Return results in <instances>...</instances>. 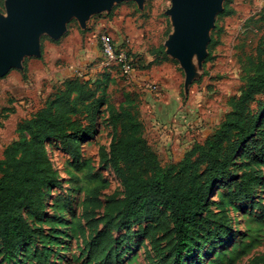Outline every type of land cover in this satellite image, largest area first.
Wrapping results in <instances>:
<instances>
[{"label": "rangeland", "instance_id": "1", "mask_svg": "<svg viewBox=\"0 0 264 264\" xmlns=\"http://www.w3.org/2000/svg\"><path fill=\"white\" fill-rule=\"evenodd\" d=\"M5 1L0 0V15H5ZM170 9L171 0H144L140 7L134 1H124L109 13L90 16L83 29L73 17L57 40L40 35L39 56L25 57L20 69L0 77V159L4 149L16 140L18 125L31 119L67 79L82 76L93 88L104 90L115 107L123 102L124 93H133L116 69L104 65L96 39L102 33L131 53L139 76L148 77L164 94L175 91L179 109L190 107L191 116L206 127L211 125L212 131L217 128L229 111V99L239 95L245 85L241 63L254 54L264 35V0H222L209 32L211 48L207 47L200 65L195 61L196 76L188 87L179 62L166 54L165 43L172 33L167 14ZM154 60L158 64L147 67ZM151 115L150 109L143 111V121ZM260 124L258 135L234 161V178L221 182L210 200L209 209L225 220L223 239L195 250L186 264H264V155L256 156L252 146L264 131V115ZM110 135L104 111L77 160L65 154L58 142L45 143L59 187L45 191V216L36 222L27 220L45 233L53 230L50 264H92L83 250L82 239L88 237L85 216L92 212L101 218L110 200L123 197L119 180L99 157L100 148L108 150ZM160 161L162 165L171 164L165 158ZM249 171L259 178L254 194L240 203L224 201L221 197L235 190L233 182ZM146 224H135L131 230ZM124 248L121 264H159L147 238L136 236Z\"/></svg>", "mask_w": 264, "mask_h": 264}, {"label": "trees", "instance_id": "2", "mask_svg": "<svg viewBox=\"0 0 264 264\" xmlns=\"http://www.w3.org/2000/svg\"><path fill=\"white\" fill-rule=\"evenodd\" d=\"M127 54L134 66L131 53ZM157 64L154 60L147 67ZM241 69L245 85L229 99V111L220 125L195 142L181 161L167 165L161 164L145 137L136 93H124L123 102L115 107L104 90L93 88L82 76L62 82L31 119L18 125L16 140L2 153L0 264H50L53 230L45 233L27 220L36 222L45 216V191L59 187L45 143L58 142L65 154L77 160L104 111L111 135L108 150L100 148L99 157L119 180L123 197L110 200L101 218L86 214L88 237L82 240L87 262L121 264L124 245L140 236L150 240L159 264H186L195 250L222 240L225 220L209 209L210 200L221 182L234 178L236 157L261 128L264 35ZM259 137L252 144L256 156L264 155V131ZM258 184L253 171L243 172L233 182L235 190L221 198L229 203L246 201ZM140 223L147 224L131 230Z\"/></svg>", "mask_w": 264, "mask_h": 264}, {"label": "water", "instance_id": "3", "mask_svg": "<svg viewBox=\"0 0 264 264\" xmlns=\"http://www.w3.org/2000/svg\"><path fill=\"white\" fill-rule=\"evenodd\" d=\"M130 0H6L5 15H0V77L20 69L25 57H38L39 37H61L74 17L85 28L90 16L107 12L115 4ZM134 1L138 7L144 0ZM222 0H171L167 12L172 33L165 43L166 54L179 62L185 74V86L196 76L207 55L209 32Z\"/></svg>", "mask_w": 264, "mask_h": 264}, {"label": "crops", "instance_id": "4", "mask_svg": "<svg viewBox=\"0 0 264 264\" xmlns=\"http://www.w3.org/2000/svg\"><path fill=\"white\" fill-rule=\"evenodd\" d=\"M101 53V52H100ZM102 57V55H101ZM126 79V78H125ZM146 76L134 73L127 78V84L140 101V116L145 127V137L159 160L165 158L171 163L181 161L195 142L203 141L212 132V126H204L200 120L191 116L188 109H179V96L175 91L155 96L148 86L151 82ZM161 101V102H160ZM150 109L148 121L142 119V112ZM191 134H187L188 131Z\"/></svg>", "mask_w": 264, "mask_h": 264}, {"label": "built area", "instance_id": "5", "mask_svg": "<svg viewBox=\"0 0 264 264\" xmlns=\"http://www.w3.org/2000/svg\"><path fill=\"white\" fill-rule=\"evenodd\" d=\"M96 39L104 65L117 67L124 78H129L134 73V68L127 54V50L117 47L106 33L99 34ZM148 89L155 96L160 95V90L155 84L149 85Z\"/></svg>", "mask_w": 264, "mask_h": 264}]
</instances>
